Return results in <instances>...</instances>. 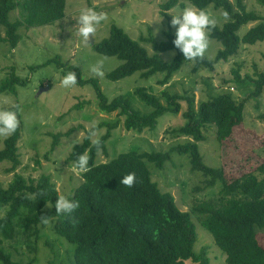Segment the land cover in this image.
<instances>
[{"label": "trees", "instance_id": "obj_1", "mask_svg": "<svg viewBox=\"0 0 264 264\" xmlns=\"http://www.w3.org/2000/svg\"><path fill=\"white\" fill-rule=\"evenodd\" d=\"M183 2L195 4L199 8L212 6L222 9L227 20L221 25L211 27L210 39L221 44L214 57H203L192 60L191 71L199 69L214 70L219 61H227L236 55L240 44L253 45L264 40V16L248 11L243 0H165L159 5V13L168 27L164 32L165 40L156 41L148 28V36L132 39L123 28L113 24L107 38L92 45L97 53L104 56H115L122 61L106 74L109 80L116 81L139 72L142 78H149L162 73L160 84L166 83L180 67L189 60L183 58L172 41L175 38L170 28L171 16L163 13ZM264 8V0H258ZM66 0H0V25L5 35L0 41L15 48L19 42V28H35L53 25L65 16ZM18 16L10 20L12 11ZM240 36L238 30L242 25L255 22ZM141 42L151 43L155 52L174 50L170 62L162 61L157 54L150 55ZM50 62V61H49ZM58 67H65L58 57ZM48 63V62H47ZM76 72L77 83L83 86L90 83L94 87L97 105L100 112L117 111L124 116L123 127L126 130L142 132L156 129L158 118L165 113H178L180 101L186 102L183 111L185 123L181 126L168 127L166 135L173 138H184L166 152L161 151H126L119 153L108 162L95 163L98 152L107 155L106 142L111 130L119 126L101 122L90 129L82 125L68 129L66 132L47 133L52 137L50 150L59 145L62 137L84 129L85 136L81 142L72 145L67 161H76L78 155L85 151L89 157V170L82 173V182L68 197L78 203L72 212L55 213L54 203L59 196L50 175L41 174L38 178H25L14 173L6 187L0 184V237L12 240L19 236L30 239L38 234V225H43L41 214L46 219H54V231L68 242L75 245V264H209L210 259L205 248L196 252L195 224L188 211H182L169 192H163L158 183L152 180L148 162L162 170L165 162L171 159L172 153L187 155L191 169L200 172L207 179L208 187L219 185V196L194 206L193 211L202 215L201 225L211 233L216 246L225 254L227 264H264V246L257 240V230L264 229V162L256 167V173H247L231 181L225 180L223 171L210 167L203 161L199 151V142L206 139L203 130L212 126L218 139L230 112L241 109L244 101L237 102L231 93L208 95L206 100L199 101L194 108V97L186 93H171L163 89L159 95L146 92L144 87L134 90L150 110L143 113L132 105L130 96L123 94L109 99L99 86L96 78L84 79L76 65L66 66ZM255 78L241 76L233 70V81L242 86L253 85L250 97L257 100L264 94V73L257 71ZM27 81L15 74L14 68L7 77L0 81V93H17V86H25ZM90 103V101H87ZM85 102V103H87ZM84 102L73 106L81 110ZM19 105L4 110L17 111ZM106 126V132L97 141L92 142L93 133ZM21 137V127L3 140L0 149V163L10 162L8 171L13 172L20 164L17 142ZM134 173L135 182L131 187L122 185V176ZM0 264H32L13 259L10 252L0 246Z\"/></svg>", "mask_w": 264, "mask_h": 264}, {"label": "rangeland", "instance_id": "obj_2", "mask_svg": "<svg viewBox=\"0 0 264 264\" xmlns=\"http://www.w3.org/2000/svg\"><path fill=\"white\" fill-rule=\"evenodd\" d=\"M164 1L66 0L65 16L62 20L53 25L19 28L20 39L15 48L0 41V81L9 75L11 68H14L16 75L27 81L25 86H17L16 94L0 93V110L19 105L21 127V137L17 142L20 164L10 172V162L0 163L2 187L8 185L14 173H20L25 178H38L41 174H47L50 175L59 195L68 198L82 182L83 172L73 171L75 163L66 159L72 145L81 142L85 131L79 129L68 137H62L59 145L52 151V137L47 133L66 132L78 125L90 129L101 122H119V126L111 130V136L106 142L107 155L97 153V164L108 162L122 152H166L176 144L184 142L183 137L173 138L164 133L168 127L185 123L182 114L186 110L184 100L180 101L182 108L178 113L168 112L158 118L155 130H143L140 133L126 130L122 125L124 116H120L117 111H99L94 87L90 83L68 87L61 84L66 75V66L70 64L80 68L84 79L96 78L109 99L121 94L130 96L132 105L143 113L149 111L150 107L134 95V90L139 87H144L146 92L155 95H159L163 89L171 93H186L194 97V108H197L199 101L206 100L209 94L231 93L237 102L244 101L243 107L228 114L221 139H218L214 127L203 130L206 139L198 143L199 151L204 163L210 167L221 168L228 182L247 173H256V167L264 162V94L257 100L250 97L253 85L236 84L233 81V70L237 69L241 76L249 75L254 78L257 71L264 73V40L253 45L241 43L236 55L227 61L217 62L212 71L202 68L193 73V61L185 62L166 83L160 84L162 73L146 79L137 72L116 81L109 80L106 74L122 61L115 56L97 53L92 48L90 38L89 43H85L76 34L74 17L78 16L82 9L93 8L106 14V19L97 26L95 36L92 37L93 45L108 37L113 24L123 28L135 40L140 36L147 37L150 28L154 39L163 41L166 38L164 32L168 27L166 20L159 13V5ZM230 1L235 3V0ZM243 2L248 11L264 16V8L258 0ZM188 3L183 2V5H177L171 11ZM205 9L212 13L215 25L221 26L227 20L222 9L212 6ZM17 16L18 13L14 10L9 19L14 20ZM254 24L256 21L242 25L238 34L242 36ZM169 29L175 33L174 27ZM4 35V28L0 25V37ZM141 45L150 55L157 54L164 62H170L175 55L174 50L157 53L151 43L141 42ZM220 47L219 42L208 37V47L204 55L212 58ZM57 57L60 63H66L65 67H58L54 62ZM98 61H103V75L92 71ZM81 102L87 103L81 110L73 109L75 104ZM106 129V126L97 129L91 136L92 142L104 135ZM6 137L0 136V149ZM147 164L152 173V180L158 183L161 191L171 193L178 208L190 212L197 237L195 251L199 252L205 248L210 259L209 264H227L225 254L216 246L211 233L201 225L202 215L193 211L194 206L217 198L219 185L208 187L205 183L207 178L191 169L187 155L172 153L171 159L165 162L162 170L149 162ZM53 225L54 219L38 225V234L28 241L19 236L12 240H3L0 237V246L10 252L15 260L32 264H75V245L56 234ZM256 235L258 242L264 246V229H258ZM186 264L195 263L188 261Z\"/></svg>", "mask_w": 264, "mask_h": 264}, {"label": "clouds", "instance_id": "obj_3", "mask_svg": "<svg viewBox=\"0 0 264 264\" xmlns=\"http://www.w3.org/2000/svg\"><path fill=\"white\" fill-rule=\"evenodd\" d=\"M163 13L171 14L170 27L175 28V38L172 43L179 49L183 58L192 61L203 57L208 47V33L216 21L210 11L199 8L195 4L188 3L183 7H177L175 11L164 10ZM227 14L225 13V16ZM73 17V16H72ZM76 19V34L82 38L83 42L89 43L90 34L94 38L97 26L106 19L104 12H97L93 8L82 9ZM103 61H98L92 71L97 75H103ZM77 75L74 71H69L64 75L61 84L65 87L75 85ZM17 111L0 110V136H9L18 127ZM89 170V157L85 151L78 155L73 171L87 172ZM135 174L128 173L122 176L119 182L127 187H131L135 182ZM55 213H70L78 207V203L59 195L54 203ZM45 214H41L42 222L47 223Z\"/></svg>", "mask_w": 264, "mask_h": 264}, {"label": "water", "instance_id": "obj_4", "mask_svg": "<svg viewBox=\"0 0 264 264\" xmlns=\"http://www.w3.org/2000/svg\"><path fill=\"white\" fill-rule=\"evenodd\" d=\"M90 43L91 45H93V38L91 37V35H90Z\"/></svg>", "mask_w": 264, "mask_h": 264}]
</instances>
